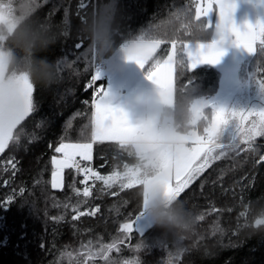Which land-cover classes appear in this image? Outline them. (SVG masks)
<instances>
[{"label": "trees", "instance_id": "trees-1", "mask_svg": "<svg viewBox=\"0 0 264 264\" xmlns=\"http://www.w3.org/2000/svg\"><path fill=\"white\" fill-rule=\"evenodd\" d=\"M95 4L41 0L38 15L67 33L43 53L58 59L63 79L50 88L33 84V111L0 153V264H264V228L252 222L255 208L264 204V136L250 146L241 142L240 150H228L178 197L196 219L187 237L166 235L153 224L143 232L122 228L141 210V185L122 188L124 178L106 184L92 175L81 181L80 169L90 167L105 177L136 164L118 142L91 139L93 52L79 26ZM195 7L196 0H119L118 41L150 30L168 33L162 36L166 40L176 31L178 40H187L185 24L194 19ZM216 13L210 16L213 25ZM211 34L198 36L210 40ZM77 43L82 47L77 49ZM170 47V42L162 44L145 68L162 61ZM240 71L257 84L255 76L264 78V56L251 54ZM219 81L215 66L200 64L176 78V98L182 91L197 99L213 97ZM205 124L201 118L196 128L202 130ZM61 143H92V158L89 163L77 156L81 167L63 169L62 186L53 188L52 161ZM9 197L11 203L4 204Z\"/></svg>", "mask_w": 264, "mask_h": 264}, {"label": "snow or ice", "instance_id": "snow-or-ice-1", "mask_svg": "<svg viewBox=\"0 0 264 264\" xmlns=\"http://www.w3.org/2000/svg\"><path fill=\"white\" fill-rule=\"evenodd\" d=\"M83 6L81 4V7ZM235 8V0H196L195 17L192 21L200 32L214 33L211 34L210 40L194 37L190 30L192 21H189L185 35L190 38L187 40H178L177 36H172L168 40L158 38L156 32L150 30L124 40L121 48L126 59L134 61L145 70L146 78L159 90L161 100L172 104L176 99V78L200 64H216L224 55L226 45L264 56V19H257L255 23L246 20L239 25L233 18ZM214 10H218L219 19L213 25L210 14ZM0 18H4L2 14ZM169 42L171 47L167 58L163 62L157 60L146 69L145 65L153 58L157 49ZM75 47L79 49L82 44L77 43ZM92 52L95 66V51ZM100 75L99 70L95 69L91 77L92 82L99 81ZM255 79L264 89V78L255 76ZM188 83L191 84V80ZM97 91L100 95L93 100L92 105L94 109L91 119L92 141H116L125 149L130 142L144 141L148 148L156 152L158 172L154 177L141 179L138 168L127 166L122 174L117 173L107 178L99 177L91 172V169L80 171L86 174L85 179H88L87 174L91 173L92 176L103 179L106 184L124 178L127 182L122 183V188L131 189L141 185L145 204L154 185H161L167 198H178L214 160L225 156L228 150H240L241 142L250 146L256 137L264 136V108L228 110L210 101L197 99L191 105L192 124L197 125L203 118L206 121L203 135L198 134L196 127H193L187 134L171 133L165 136L157 133L150 125L134 123L125 108L112 103L105 86ZM32 96L33 83L26 76L18 77L15 82L0 83V153L4 152L9 142L14 139L13 130L33 111ZM207 108L212 111L210 121L204 116V110ZM246 121H249L247 126ZM229 122L235 124V137L222 141L220 134ZM55 151L63 154L62 158L53 157L52 161L54 165L52 187L59 188L62 186L63 169L79 168L75 160L77 156L83 160L92 158V143H61ZM90 194L85 187L84 195ZM3 203L10 204L11 197ZM142 215L143 211L140 210L135 221L123 224L122 228L131 232ZM76 218L78 217H74Z\"/></svg>", "mask_w": 264, "mask_h": 264}, {"label": "clouds", "instance_id": "clouds-1", "mask_svg": "<svg viewBox=\"0 0 264 264\" xmlns=\"http://www.w3.org/2000/svg\"><path fill=\"white\" fill-rule=\"evenodd\" d=\"M41 0H0V83L15 82L26 76L33 84L46 88L59 84L63 79V67L58 59L50 60L46 53L57 44L66 32L57 30L51 23L38 15ZM191 31L200 33L192 21ZM188 25L185 28L188 30ZM119 0H96L92 11L79 26V34L95 51L99 63L119 51L125 55L118 41L120 33ZM158 38L168 33L157 32ZM177 36V32H172ZM197 100L191 92H183L174 103L161 100L159 90L139 94L131 101L137 116L134 123L150 125L157 133L187 134L193 127L191 105ZM127 111V110H126ZM129 113V111H127ZM128 153L136 158L134 168L139 169L141 179L154 177L158 172L156 152L144 141L130 142ZM142 195V194H141ZM259 204V198L257 202ZM141 210L152 224L162 228L166 235L187 237L195 229L196 219L179 198L169 199L161 185H154L147 202L142 196ZM253 224L264 228V204L255 208Z\"/></svg>", "mask_w": 264, "mask_h": 264}, {"label": "rangeland", "instance_id": "rangeland-1", "mask_svg": "<svg viewBox=\"0 0 264 264\" xmlns=\"http://www.w3.org/2000/svg\"><path fill=\"white\" fill-rule=\"evenodd\" d=\"M253 3V0H250ZM263 3V10H264V0H260ZM212 13L210 14V16ZM218 10L215 16V23L218 22ZM259 19L257 17V13L253 20H247L252 23H255L256 20ZM246 21V20H244ZM226 52H231L233 57L229 58V63L225 64V53L220 58L219 62L216 64L215 67H218L220 70V81L219 87L217 89L216 94L210 98H199L204 99L206 101H210L217 106H223L228 110H249V109H260L264 108V89L260 87L257 83L251 84L248 82L243 76L241 75L240 66L237 65L236 61H233L235 57L238 59L241 55L245 54V50H238L236 46L233 45H226ZM168 55V54H167ZM164 58V60L167 58ZM233 58V59H232ZM232 59V60H231ZM163 62V60H162ZM234 62H236L234 64ZM116 69L113 70V55L108 57L105 60L104 68L100 73V79L106 78V82L101 83L100 86H105V89L110 93V98L114 97V88H118L121 90H129L134 85L135 91L137 95L151 91L156 86L146 78L145 70L142 69L139 65H137L134 61H130L126 59L125 55H121V59L117 61ZM146 66V65H145ZM147 69V68H146ZM122 92V91H121ZM120 92V93H121ZM119 94V93H115ZM100 95L97 92L96 98ZM205 114L207 115V120L212 119V111L210 108H207ZM249 121L245 122V126H247ZM198 134L203 135V129L198 130L196 128ZM235 137V124L234 122H229L228 125L225 126L223 131L220 134V139L224 140H231ZM190 143V142H189ZM63 154L60 153L56 156V158H62ZM54 170V169H53ZM113 175L105 176L104 178L110 177ZM62 180V177H61ZM53 181V177H52ZM104 182V181H103ZM131 223V222H127ZM152 224L150 218L145 215H142L137 221L136 225L133 226L137 232H143Z\"/></svg>", "mask_w": 264, "mask_h": 264}, {"label": "crops", "instance_id": "crops-1", "mask_svg": "<svg viewBox=\"0 0 264 264\" xmlns=\"http://www.w3.org/2000/svg\"><path fill=\"white\" fill-rule=\"evenodd\" d=\"M235 2H236V8H235V10L233 12V18H234V20H235V22L237 24L242 25L245 22L244 20H253V18H255V16H256V13H257V17L259 19H264L263 3H258V2H261L260 0H253V3H251L250 0H235ZM237 49L238 50H243V49L238 48V47H237ZM112 55H113V70H115L116 67H117L116 66L117 65V61L119 59H121L122 53L117 51V52L113 53ZM250 55L251 54L248 53L245 50V54L244 55H241L239 59L237 57H235L233 61H236L237 65L240 66V69H241L243 67V65L247 62V60L250 57ZM233 56L234 55H232L231 52L227 53L225 51V64L229 63L230 62L229 58L233 57ZM236 62H234V64ZM216 68L218 69V67H216ZM219 72H220V70H219ZM103 79H104V82H106V78L103 77ZM113 92H114V97L110 98L112 103L116 104V105H120L123 108H125V110L129 111V115H130L131 120L133 122H135L137 113L132 108L131 101L135 97H137L138 95H137V92L135 91L134 85L132 86L131 89L126 90V91L118 89V88L117 89L114 88ZM116 92L119 93V94H115ZM93 111H94V109L92 108V113H93ZM92 142H107V141H92ZM109 142H116V141H109Z\"/></svg>", "mask_w": 264, "mask_h": 264}, {"label": "built area", "instance_id": "built-area-1", "mask_svg": "<svg viewBox=\"0 0 264 264\" xmlns=\"http://www.w3.org/2000/svg\"><path fill=\"white\" fill-rule=\"evenodd\" d=\"M105 60H103V61H101L99 63L96 62L95 63V66H94V64L92 62L91 77H92V75H94L95 69H98L99 72H101L104 69ZM91 77H90V85H91L90 86V91H91V105H93V100L96 99V95H97V92H98L97 90L100 89L101 86H100L99 81L92 82ZM94 94H95V96H94ZM75 160L78 162L79 168H80L81 167V160H80V158H75ZM88 162L91 163V159L88 160ZM74 168H76V167H74ZM87 169H90V167L87 168ZM91 172H93L92 169H91ZM85 175L86 174L83 172L82 173V179H81L82 182L88 181L90 179V177H91V173H88L87 174L88 175V179H85Z\"/></svg>", "mask_w": 264, "mask_h": 264}]
</instances>
